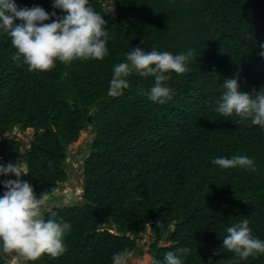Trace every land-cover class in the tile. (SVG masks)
I'll list each match as a JSON object with an SVG mask.
<instances>
[{"label":"trees","instance_id":"16d2710c","mask_svg":"<svg viewBox=\"0 0 264 264\" xmlns=\"http://www.w3.org/2000/svg\"><path fill=\"white\" fill-rule=\"evenodd\" d=\"M15 3L62 15L53 0ZM89 4L106 21L103 60L57 62L48 72H29L12 59L16 50L10 37L0 34V133H34L23 154V140L5 142L0 154L12 151L26 163L29 174L22 179L33 183L37 196L69 181L67 151L82 132L92 134L82 201L54 207L55 215L45 216L71 224L68 250L59 257L44 254L35 264H112V256L125 248L164 264L166 253L181 247L191 249L184 264H232L234 254L222 250L228 227L247 218L253 235L264 240V129L214 109L227 79H238L244 92L264 87L259 54L264 51L259 47L264 44V0ZM135 47L193 53L187 72L170 73V101H150L154 78L135 73L122 95H108L114 66ZM233 156L252 158L256 170L212 164ZM3 160L0 164L10 162ZM9 178L14 179L0 181ZM148 228L154 240L145 252L139 242ZM5 263L0 254V264ZM240 264H264V255Z\"/></svg>","mask_w":264,"mask_h":264},{"label":"clouds","instance_id":"9594fccd","mask_svg":"<svg viewBox=\"0 0 264 264\" xmlns=\"http://www.w3.org/2000/svg\"><path fill=\"white\" fill-rule=\"evenodd\" d=\"M52 7L62 15L58 16L56 11L49 13L40 6L18 8L15 0H0V34L10 37L16 50L13 60L22 61L29 72L43 73L55 69L57 62L70 64L75 60H103L108 55L106 21L90 6L89 0H53ZM259 47L264 49V44ZM259 54L264 57V51ZM192 56L191 51L174 55L167 51L132 48L126 54V61L114 66L108 95H122L129 88L128 77L135 73L140 77L154 78V85L147 93L148 99L164 104L174 96L166 83L171 80L170 73L181 75L187 72ZM223 88L225 91L216 101L214 111L223 116L235 114L241 121H250L251 125L264 129V87L259 91L253 88L244 92L239 88L238 79H227ZM77 163L67 164L75 167ZM212 164L225 170L237 167L256 170L254 160L247 156L216 158ZM28 174V167L22 160L15 164H0V177L16 178L0 181L4 189L0 194V254L11 258L14 264L19 257L35 264L44 254L52 257L63 255L68 250L65 237L71 231L70 223L45 218L46 214L55 215L52 210L57 203L54 199L56 192L51 189L37 196L30 183L22 179ZM73 204L72 201L71 206ZM222 250L234 254L232 264H240L249 257L264 255V240L253 235L249 220L245 218L227 228ZM190 254L188 247L169 251L164 264H184L183 258ZM132 256L133 252L125 248L112 256V264H129ZM151 264H160V261L153 259Z\"/></svg>","mask_w":264,"mask_h":264},{"label":"rangeland","instance_id":"374dc122","mask_svg":"<svg viewBox=\"0 0 264 264\" xmlns=\"http://www.w3.org/2000/svg\"><path fill=\"white\" fill-rule=\"evenodd\" d=\"M113 6H109V8L111 9ZM34 136V133L32 130H28L27 132H20L19 129H16L14 132V135H2L0 133V149H2V147L4 146L5 142L10 141V140H23L25 142V145H23L21 147L20 150V154H23L24 151L29 147V143L32 141ZM92 140V134L90 133L89 130L82 132L79 140L77 141V143L73 144L70 147V150L68 152V159H67V163H73V161L75 160V158L77 159V164L75 165V167H78V165H80L81 163H84L86 156L89 154V144ZM13 152L12 151H5L3 154H0V161L2 160L4 162L3 159H1V157H13ZM70 158V159H69ZM19 159L16 160V162ZM72 174V173H71ZM70 174V175H71ZM73 175V174H72ZM15 179V176H13ZM72 178V176H71ZM62 187L66 190V191H72L74 189V192H76V196H74V200L73 203H78L80 202V198L83 196V187L82 185H71L69 182L68 183H64L62 185ZM57 202H59L57 200ZM153 237L150 233V228L147 229V231H145V233H143L142 235V239L139 242V244L141 246L144 247V251L147 252L150 244L153 242ZM164 244L162 243V246ZM151 263V257L146 253L143 257H136V256H132V258L129 261V264H150Z\"/></svg>","mask_w":264,"mask_h":264},{"label":"water","instance_id":"95a60500","mask_svg":"<svg viewBox=\"0 0 264 264\" xmlns=\"http://www.w3.org/2000/svg\"><path fill=\"white\" fill-rule=\"evenodd\" d=\"M111 11L113 12L114 15H116V11H115L114 8H112ZM91 121H92V117L89 116L88 117V122L90 123ZM84 128L85 129H88L89 128V124L88 123L84 124ZM69 150H70V147H69V149L67 151V155H68ZM3 158L4 157H1V159H3ZM5 158H10V162L13 163V164H15L16 163V160L18 159L15 156H13V157H5ZM76 161H77V159L74 160V162H76ZM1 162L2 163H5L2 160H1ZM83 168H84V163H81L80 165H78V173H79L78 178H79V183L82 185V187L84 189L86 184H85V180L83 178ZM26 178L28 179L27 176H26ZM29 183H30L31 186H33V183L32 182H29ZM55 192H56L55 197H57L59 199V202H57L56 203V206H55L57 209L71 207V202L73 201L74 196H75L74 191H70V192L67 193L66 191L57 189ZM60 199H62V201H60ZM85 204H87V203H85ZM7 258H9V257H7ZM15 263L16 264H19L18 261H15Z\"/></svg>","mask_w":264,"mask_h":264},{"label":"flooded vegetation","instance_id":"af4514ba","mask_svg":"<svg viewBox=\"0 0 264 264\" xmlns=\"http://www.w3.org/2000/svg\"><path fill=\"white\" fill-rule=\"evenodd\" d=\"M66 168H67V170H68L69 173H72L73 174L72 175V178L69 180V183L71 185H79L78 167L75 168V167H72L71 164H67V167ZM60 190H64V188L61 187ZM15 261H18L21 264H30V262L25 261L22 257L17 258ZM13 262H14L13 260H11L10 258H7L6 264H14Z\"/></svg>","mask_w":264,"mask_h":264},{"label":"bare ground","instance_id":"6f19581e","mask_svg":"<svg viewBox=\"0 0 264 264\" xmlns=\"http://www.w3.org/2000/svg\"><path fill=\"white\" fill-rule=\"evenodd\" d=\"M70 159V158H69ZM71 163V162H70Z\"/></svg>","mask_w":264,"mask_h":264}]
</instances>
